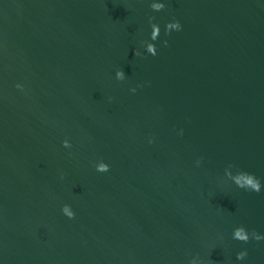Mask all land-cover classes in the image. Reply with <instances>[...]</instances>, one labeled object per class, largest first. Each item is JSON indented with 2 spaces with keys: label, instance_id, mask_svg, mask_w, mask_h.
<instances>
[{
  "label": "water",
  "instance_id": "obj_1",
  "mask_svg": "<svg viewBox=\"0 0 264 264\" xmlns=\"http://www.w3.org/2000/svg\"><path fill=\"white\" fill-rule=\"evenodd\" d=\"M252 233L264 0H0V264H264Z\"/></svg>",
  "mask_w": 264,
  "mask_h": 264
},
{
  "label": "clouds",
  "instance_id": "obj_2",
  "mask_svg": "<svg viewBox=\"0 0 264 264\" xmlns=\"http://www.w3.org/2000/svg\"><path fill=\"white\" fill-rule=\"evenodd\" d=\"M152 7L154 9H157L159 10L161 7H163L162 5L160 4H155V5H152ZM172 27H174L176 30H179L180 29V24L179 22H175L174 24L171 25ZM118 76L122 77V73H118L117 74ZM18 88L22 87L21 85H17ZM109 170V166H101L100 168L97 169L98 172H107ZM249 185L251 186V188L255 191H259L260 190V186H259V183L254 181V180H250L249 181ZM62 212L65 216L69 217V218H72L74 216V213L73 211L71 210L70 206L69 205H64L63 208H62ZM251 237L257 241L259 240H262L264 239V237H261L260 235H257L256 233H252L251 234ZM235 238H239L240 240H243L245 242H247L249 240V237L247 235H245L244 233V230L241 228V229H237L235 230V236H234V239ZM247 255L246 252H240L237 254V259H243L245 256Z\"/></svg>",
  "mask_w": 264,
  "mask_h": 264
}]
</instances>
